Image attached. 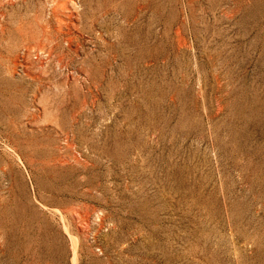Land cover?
Wrapping results in <instances>:
<instances>
[{"label":"rangeland","instance_id":"374dc122","mask_svg":"<svg viewBox=\"0 0 264 264\" xmlns=\"http://www.w3.org/2000/svg\"><path fill=\"white\" fill-rule=\"evenodd\" d=\"M0 264H264V0H0Z\"/></svg>","mask_w":264,"mask_h":264}]
</instances>
